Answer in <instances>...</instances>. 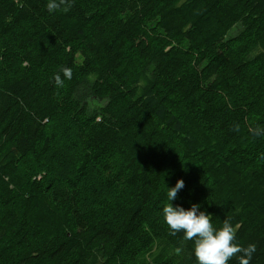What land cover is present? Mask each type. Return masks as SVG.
I'll return each mask as SVG.
<instances>
[{
	"label": "trees",
	"instance_id": "trees-1",
	"mask_svg": "<svg viewBox=\"0 0 264 264\" xmlns=\"http://www.w3.org/2000/svg\"><path fill=\"white\" fill-rule=\"evenodd\" d=\"M47 3L0 0V264H196L178 179L264 264V0Z\"/></svg>",
	"mask_w": 264,
	"mask_h": 264
},
{
	"label": "clouds",
	"instance_id": "clouds-1",
	"mask_svg": "<svg viewBox=\"0 0 264 264\" xmlns=\"http://www.w3.org/2000/svg\"><path fill=\"white\" fill-rule=\"evenodd\" d=\"M62 5H66L64 10L67 11L71 6L70 0H48L47 11L53 13ZM60 71L63 78L59 74L55 77L58 86L63 85L65 79H72L70 68L64 67ZM184 187L183 179H178L173 187H168V202L164 204L162 213L171 235L183 233L185 241L193 242L196 264H229L234 257L238 259V264H251L257 246L252 243L243 247L237 243V226L231 218L227 217L222 226L217 227L213 223L212 214L202 211L200 204H192L185 209L172 203Z\"/></svg>",
	"mask_w": 264,
	"mask_h": 264
},
{
	"label": "rangeland",
	"instance_id": "rangeland-1",
	"mask_svg": "<svg viewBox=\"0 0 264 264\" xmlns=\"http://www.w3.org/2000/svg\"><path fill=\"white\" fill-rule=\"evenodd\" d=\"M91 103H92V105H96V104H100L97 100H95V99H92L91 100ZM164 151L166 150V148H164L163 149ZM194 164V166L193 167H196L197 166V164L196 163H193ZM91 168H93V166H91ZM166 204L167 202H166V199L165 198H162L160 201H159V204ZM173 203V202H172ZM176 205H181V206H183L184 208L186 207V205H187V203L186 202H184V203H179V204H176ZM156 212H158L157 211V209H154Z\"/></svg>",
	"mask_w": 264,
	"mask_h": 264
}]
</instances>
